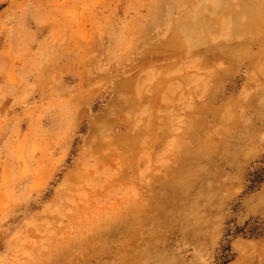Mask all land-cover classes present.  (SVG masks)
I'll return each mask as SVG.
<instances>
[{
  "label": "rangeland",
  "instance_id": "rangeland-1",
  "mask_svg": "<svg viewBox=\"0 0 264 264\" xmlns=\"http://www.w3.org/2000/svg\"><path fill=\"white\" fill-rule=\"evenodd\" d=\"M262 161L264 0H0V264H264Z\"/></svg>",
  "mask_w": 264,
  "mask_h": 264
},
{
  "label": "trees",
  "instance_id": "trees-1",
  "mask_svg": "<svg viewBox=\"0 0 264 264\" xmlns=\"http://www.w3.org/2000/svg\"><path fill=\"white\" fill-rule=\"evenodd\" d=\"M263 163V164H262ZM264 183V161L259 162L258 166L254 168V170L249 174V186L248 189H256ZM248 223L245 224L247 226ZM262 232H264V228H262ZM227 247V246H226ZM228 250V249H226ZM225 254L222 255V257ZM227 255H225L226 257Z\"/></svg>",
  "mask_w": 264,
  "mask_h": 264
},
{
  "label": "bare ground",
  "instance_id": "bare-ground-1",
  "mask_svg": "<svg viewBox=\"0 0 264 264\" xmlns=\"http://www.w3.org/2000/svg\"><path fill=\"white\" fill-rule=\"evenodd\" d=\"M89 156L90 157H88V158H89L90 162L95 161V157L91 154V152L89 153Z\"/></svg>",
  "mask_w": 264,
  "mask_h": 264
}]
</instances>
